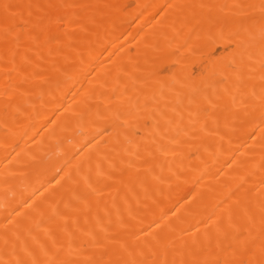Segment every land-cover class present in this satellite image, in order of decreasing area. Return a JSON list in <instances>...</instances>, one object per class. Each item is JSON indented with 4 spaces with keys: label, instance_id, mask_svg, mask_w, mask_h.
<instances>
[{
    "label": "bare ground",
    "instance_id": "obj_1",
    "mask_svg": "<svg viewBox=\"0 0 264 264\" xmlns=\"http://www.w3.org/2000/svg\"><path fill=\"white\" fill-rule=\"evenodd\" d=\"M0 264H264V0H0Z\"/></svg>",
    "mask_w": 264,
    "mask_h": 264
},
{
    "label": "rangeland",
    "instance_id": "obj_2",
    "mask_svg": "<svg viewBox=\"0 0 264 264\" xmlns=\"http://www.w3.org/2000/svg\"><path fill=\"white\" fill-rule=\"evenodd\" d=\"M218 47H219V46H218V45H216V46H215V49H218Z\"/></svg>",
    "mask_w": 264,
    "mask_h": 264
}]
</instances>
